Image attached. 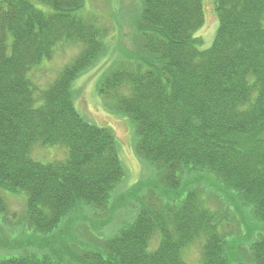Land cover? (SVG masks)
<instances>
[{"label": "trees", "instance_id": "1", "mask_svg": "<svg viewBox=\"0 0 264 264\" xmlns=\"http://www.w3.org/2000/svg\"><path fill=\"white\" fill-rule=\"evenodd\" d=\"M137 1L133 47L96 82L108 111L132 124L143 167L114 197L126 177L119 143L79 114L73 90L107 55V29L81 14L85 0H0V215L22 193L32 232L0 264H264V0H214L204 50L203 0ZM63 47L69 62L35 85L31 73ZM47 145L66 157H31ZM232 219L239 229L227 232Z\"/></svg>", "mask_w": 264, "mask_h": 264}, {"label": "rangeland", "instance_id": "2", "mask_svg": "<svg viewBox=\"0 0 264 264\" xmlns=\"http://www.w3.org/2000/svg\"><path fill=\"white\" fill-rule=\"evenodd\" d=\"M214 0H203L204 6V24L195 37H200L202 43L198 46L200 50L207 49L211 46L217 29V20L213 10ZM138 10L137 0H85V8L81 12H95L99 22L107 29L105 43L107 45V55L103 57L93 68L82 73L73 83L75 107L87 121L98 126L110 127L119 143V156L126 167V177L116 189L114 197L123 193L130 185L136 182L142 174L143 167L133 151V127L128 119L116 115L105 106V103L96 94V82L100 72L106 67L109 59H113L114 55L120 48L127 47L131 49V36L134 31V19ZM133 49V48H132ZM72 51L67 47L60 50L52 57L50 63L44 62L46 66L35 73L32 82L38 87L44 88L43 84H47L55 74L69 62ZM110 59V60H111ZM31 157L41 163H49L55 160H62L66 157V151L60 145H47L35 147ZM148 173L149 170L147 169ZM146 176V174L144 175ZM22 193L18 196L12 195L5 199L6 212L0 215V258L17 255L20 250L9 249L10 245H19L21 240H25L32 235V232L26 229L24 224V200ZM128 209V210H127ZM126 210V211H125ZM124 211L118 212L115 220L122 218L127 219L133 213L132 208H126ZM92 215V214H91ZM106 216V215H104ZM228 224L227 232L236 231L238 228L237 221L232 219ZM81 224H79L80 226ZM113 225V224H110ZM77 226V224H76ZM75 226V227H76ZM82 225L77 230L83 237L89 238V228L85 231ZM114 228L97 232L96 237L100 240L106 239L115 232ZM113 231V232H112ZM243 231V228H241ZM86 232L88 235L86 236ZM109 232V233H107ZM91 235H95L93 232ZM23 252V251H22ZM187 258L192 262L198 258V250L193 247L187 253Z\"/></svg>", "mask_w": 264, "mask_h": 264}]
</instances>
